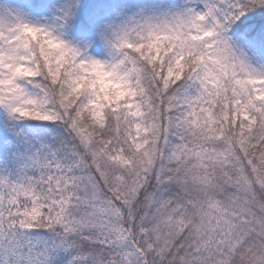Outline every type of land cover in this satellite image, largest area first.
Returning <instances> with one entry per match:
<instances>
[{
    "label": "snow or ice",
    "instance_id": "6c2138e0",
    "mask_svg": "<svg viewBox=\"0 0 264 264\" xmlns=\"http://www.w3.org/2000/svg\"><path fill=\"white\" fill-rule=\"evenodd\" d=\"M0 264H264V0H0Z\"/></svg>",
    "mask_w": 264,
    "mask_h": 264
}]
</instances>
